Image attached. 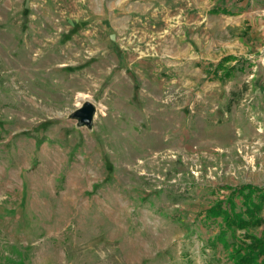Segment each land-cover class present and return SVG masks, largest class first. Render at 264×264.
Listing matches in <instances>:
<instances>
[{
    "label": "rangeland",
    "instance_id": "374dc122",
    "mask_svg": "<svg viewBox=\"0 0 264 264\" xmlns=\"http://www.w3.org/2000/svg\"><path fill=\"white\" fill-rule=\"evenodd\" d=\"M242 184L264 0H0V264H231L198 233Z\"/></svg>",
    "mask_w": 264,
    "mask_h": 264
},
{
    "label": "trees",
    "instance_id": "16d2710c",
    "mask_svg": "<svg viewBox=\"0 0 264 264\" xmlns=\"http://www.w3.org/2000/svg\"><path fill=\"white\" fill-rule=\"evenodd\" d=\"M234 70L235 66L229 68L225 75ZM222 189L228 191V196L207 210L201 227L208 232L198 233L203 248H210L213 259H226L231 264H264V186L225 185Z\"/></svg>",
    "mask_w": 264,
    "mask_h": 264
},
{
    "label": "water",
    "instance_id": "95a60500",
    "mask_svg": "<svg viewBox=\"0 0 264 264\" xmlns=\"http://www.w3.org/2000/svg\"><path fill=\"white\" fill-rule=\"evenodd\" d=\"M81 111V114L79 115L80 118H82V122L84 124H91L94 117L95 108L91 104H86Z\"/></svg>",
    "mask_w": 264,
    "mask_h": 264
},
{
    "label": "clouds",
    "instance_id": "9594fccd",
    "mask_svg": "<svg viewBox=\"0 0 264 264\" xmlns=\"http://www.w3.org/2000/svg\"><path fill=\"white\" fill-rule=\"evenodd\" d=\"M82 106V105H81Z\"/></svg>",
    "mask_w": 264,
    "mask_h": 264
}]
</instances>
